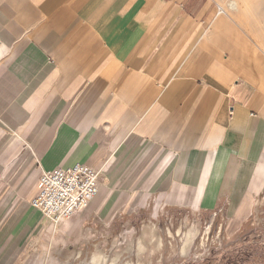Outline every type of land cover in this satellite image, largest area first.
Returning a JSON list of instances; mask_svg holds the SVG:
<instances>
[{
    "label": "crops",
    "instance_id": "obj_1",
    "mask_svg": "<svg viewBox=\"0 0 264 264\" xmlns=\"http://www.w3.org/2000/svg\"><path fill=\"white\" fill-rule=\"evenodd\" d=\"M76 164L102 182L66 234L226 200L240 225L264 192V52L217 0H0V224L12 240L35 242L49 222L31 205L41 175Z\"/></svg>",
    "mask_w": 264,
    "mask_h": 264
},
{
    "label": "rangeland",
    "instance_id": "obj_2",
    "mask_svg": "<svg viewBox=\"0 0 264 264\" xmlns=\"http://www.w3.org/2000/svg\"><path fill=\"white\" fill-rule=\"evenodd\" d=\"M217 1L264 52V0ZM235 215L228 200L213 212L180 208L156 212L145 207L118 214L109 223L84 221L73 234L64 232L63 223L47 222L35 242L12 240L11 224H0V264H92L98 251L109 260L119 254L116 264H264V192L256 197L246 221L236 225ZM195 224L199 237L183 256L180 234ZM148 226L158 228L162 247L152 255L147 251L138 255L136 244L126 250L127 240L138 242Z\"/></svg>",
    "mask_w": 264,
    "mask_h": 264
},
{
    "label": "built area",
    "instance_id": "obj_3",
    "mask_svg": "<svg viewBox=\"0 0 264 264\" xmlns=\"http://www.w3.org/2000/svg\"><path fill=\"white\" fill-rule=\"evenodd\" d=\"M100 172L84 165L44 172L31 205L53 225L81 215L101 187Z\"/></svg>",
    "mask_w": 264,
    "mask_h": 264
},
{
    "label": "bare ground",
    "instance_id": "obj_4",
    "mask_svg": "<svg viewBox=\"0 0 264 264\" xmlns=\"http://www.w3.org/2000/svg\"><path fill=\"white\" fill-rule=\"evenodd\" d=\"M180 237H181L180 253L183 256H187L190 253L194 243L199 237V229L195 224L191 228H189L186 232L181 233ZM134 244L137 245L138 255L140 254L143 255V253L145 254L146 251L148 255H152L162 247L163 239H162V236L159 234L158 228L156 226L154 227L148 226L144 228L143 235L138 240V242L134 243L132 240H127L126 250H129V251L132 250V247ZM118 259H119V254H116L113 258L109 260L107 255H104L103 253L98 251L94 253L93 255L92 264H107L110 262H112L113 264H116ZM128 264H131V263H128Z\"/></svg>",
    "mask_w": 264,
    "mask_h": 264
}]
</instances>
